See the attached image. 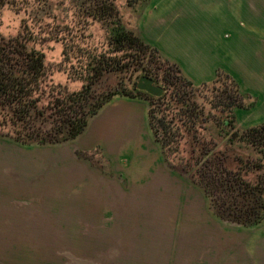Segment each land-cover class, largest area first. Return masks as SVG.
<instances>
[{"label": "crops", "instance_id": "1", "mask_svg": "<svg viewBox=\"0 0 264 264\" xmlns=\"http://www.w3.org/2000/svg\"><path fill=\"white\" fill-rule=\"evenodd\" d=\"M137 27L142 40L176 63L193 83L212 80L219 68L237 81L242 93L255 97L253 106L235 108L240 127L264 121V0H149ZM148 108L144 97L113 96L72 138L73 147L101 149L113 177L118 180L120 175L134 187L140 180H152L156 172L170 171L149 126ZM43 145L0 137V228H12L10 223L16 219L26 220L29 197L34 198L31 203L42 206L45 196H75L83 190L60 188L58 147L51 145L56 156L49 163L45 162ZM78 181L87 185L92 178ZM46 185L52 188L45 191ZM60 189L68 192L60 193ZM138 190L120 188L119 195L166 198L161 210L163 241L155 240L160 232L154 225H136L137 233L130 239L144 246L147 256H126L128 264H264V219L253 226L222 220L211 210L202 189L197 204L188 203L187 192H178L176 203L171 204V190L158 187L134 194ZM99 191L114 195L108 188ZM45 203L49 205V201ZM130 217L135 221L136 217ZM122 219L124 233L123 225L129 220ZM7 262L10 264V257ZM0 264H6L2 256Z\"/></svg>", "mask_w": 264, "mask_h": 264}, {"label": "trees", "instance_id": "2", "mask_svg": "<svg viewBox=\"0 0 264 264\" xmlns=\"http://www.w3.org/2000/svg\"><path fill=\"white\" fill-rule=\"evenodd\" d=\"M67 1L79 16L105 26L107 50L88 54L76 73L82 86L70 90L53 82L40 46L46 39L65 37L55 36L52 29L41 36L30 15L21 19L14 35H0V135L24 144L64 142L79 135L113 96H141L148 101L149 126L166 165L190 175L218 218L243 226L261 222L264 121L243 128L234 113L235 108L253 106L255 97L242 93L237 81L219 68L212 80L195 84L176 63L144 42L137 21L149 0H143L133 26L124 21L116 0ZM4 4L16 2L0 0V9ZM62 55L69 59L65 47ZM130 69L151 77L163 87V94L155 97L138 90L135 81L123 87L105 79ZM202 89L208 91L207 98L200 94Z\"/></svg>", "mask_w": 264, "mask_h": 264}, {"label": "rangeland", "instance_id": "3", "mask_svg": "<svg viewBox=\"0 0 264 264\" xmlns=\"http://www.w3.org/2000/svg\"><path fill=\"white\" fill-rule=\"evenodd\" d=\"M14 2L15 6L4 4L0 9V35H14L21 19L30 15L37 21L36 24L31 22V25L37 32L42 31L41 36H47L46 31L52 29L55 36L65 37L59 40L46 39L40 46L52 71L53 82L66 85L70 90L80 89L82 81L77 78L76 73L83 68L88 54H99L107 50L105 26L79 16L74 5L67 0ZM142 2L143 0H116L124 21L129 25H134L136 16L142 9ZM64 47L69 59L62 55ZM132 70L112 73L106 75L105 79L109 84L119 83L126 87L131 81L137 82L142 75L140 71ZM199 91L207 98V90ZM51 145L57 146L59 151L60 188L81 187L83 190L77 191L75 196H45L44 200L38 197V200H43L42 206L31 203L34 198L29 197L26 220L16 219L10 223L12 228H0V256L6 260V264L8 257L11 258L10 264H128L126 256H147L144 246L133 243L132 237L130 239L132 233H137L136 225H154L156 231L160 232L156 233L155 240L163 241L164 223L161 210L166 198H151L146 195L121 196L120 188L140 189L134 194L147 192L142 189L166 188L171 190L169 194L173 195L169 197L171 204L176 203L175 196L180 191L190 195L189 204H197L200 201L201 187L190 179L188 173H179L183 171L181 168L179 172L171 168L163 173L156 172L153 176L149 175L152 180H140L134 187L120 175L118 180L113 177L114 174L109 171L108 159L101 149L78 150L73 147V139ZM51 145H43L45 162L49 163L56 156L53 151L55 147L51 150ZM176 160L174 162H177ZM168 172H171V177ZM48 173L50 174V171ZM85 177L92 178L91 184L86 185L84 181H78L79 178ZM44 188L47 191L52 186L46 185ZM100 188L113 190L110 192L114 195L106 196L103 194L105 191H99ZM61 189L60 193L68 192ZM80 193L91 195H79ZM169 198L166 204H169ZM46 201H49V205ZM52 209L54 212L50 211ZM131 215L132 218L136 217L135 221L131 220ZM122 217L129 220L123 225L126 226L124 233L121 229ZM125 234L129 238H123Z\"/></svg>", "mask_w": 264, "mask_h": 264}, {"label": "water", "instance_id": "4", "mask_svg": "<svg viewBox=\"0 0 264 264\" xmlns=\"http://www.w3.org/2000/svg\"><path fill=\"white\" fill-rule=\"evenodd\" d=\"M136 89L155 97L161 96L164 92L161 85L157 84L151 77L146 75L139 76L136 82Z\"/></svg>", "mask_w": 264, "mask_h": 264}]
</instances>
